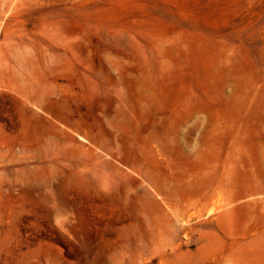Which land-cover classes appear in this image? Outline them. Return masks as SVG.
Here are the masks:
<instances>
[{
	"label": "rangeland",
	"instance_id": "obj_1",
	"mask_svg": "<svg viewBox=\"0 0 264 264\" xmlns=\"http://www.w3.org/2000/svg\"><path fill=\"white\" fill-rule=\"evenodd\" d=\"M0 264H264V0H0Z\"/></svg>",
	"mask_w": 264,
	"mask_h": 264
},
{
	"label": "bare ground",
	"instance_id": "obj_2",
	"mask_svg": "<svg viewBox=\"0 0 264 264\" xmlns=\"http://www.w3.org/2000/svg\"><path fill=\"white\" fill-rule=\"evenodd\" d=\"M130 172H133V173H136L137 175L139 174V173H137V171H136V169H128Z\"/></svg>",
	"mask_w": 264,
	"mask_h": 264
}]
</instances>
